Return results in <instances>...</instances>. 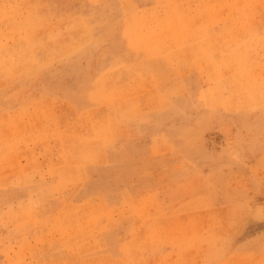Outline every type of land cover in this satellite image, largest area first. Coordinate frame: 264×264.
Wrapping results in <instances>:
<instances>
[{
    "label": "rangeland",
    "instance_id": "rangeland-1",
    "mask_svg": "<svg viewBox=\"0 0 264 264\" xmlns=\"http://www.w3.org/2000/svg\"><path fill=\"white\" fill-rule=\"evenodd\" d=\"M262 71L264 0H0V264H264Z\"/></svg>",
    "mask_w": 264,
    "mask_h": 264
},
{
    "label": "bare ground",
    "instance_id": "bare-ground-1",
    "mask_svg": "<svg viewBox=\"0 0 264 264\" xmlns=\"http://www.w3.org/2000/svg\"><path fill=\"white\" fill-rule=\"evenodd\" d=\"M17 2V1H16ZM26 5V4H25ZM30 5V4H29ZM184 6H185V4H184ZM18 7V6H17ZM202 11V10H201ZM157 15H159V14H157ZM179 20V19H178ZM170 21H168V24H171V23H169ZM172 22H173V19H172ZM59 23V22H58ZM246 23V22H245ZM240 24V23H239ZM19 25V24H18ZM49 25V24H48ZM176 25V24H175ZM174 25V26H175ZM169 27L170 26H168V30H169ZM259 27V26H258ZM22 29V28H21ZM171 29H172V27H171ZM170 29V30H171ZM12 30V29H11ZM18 30V29H17ZM36 30H37V28H36ZM41 30V29H40ZM164 30H166V29H164ZM168 30H166V32L165 33H167V31ZM170 30L168 31L169 33H170ZM238 30V29H237ZM42 31V30H41ZM50 31V30H49ZM239 31H241V30H239ZM43 32V31H42ZM174 32H176V27H174L172 30H171V33H173L174 34ZM232 32V31H231ZM45 33V32H44ZM170 33V34H171ZM186 33H187V31H186ZM36 34V33H35ZM168 34V33H167ZM166 34V35H167ZM169 34V35H170ZM239 34H241L240 32H239ZM40 35H41V33H40ZM177 35V34H176ZM33 36V35H32ZM35 36V35H34ZM40 37V36H39ZM176 37H178V35L176 36ZM237 37V36H236ZM236 37H235V39H236ZM6 38H9V36H6ZM13 38V37H12ZM232 38H233V36H232ZM238 38L240 39V38H242V36L241 37H239L238 36ZM244 38V37H243ZM261 39V38H260ZM259 39V40H260ZM32 40V39H31ZM21 41H23V40H21ZM34 41V40H33ZM45 41V40H44ZM58 41V40H57ZM156 41V40H155ZM190 41V40H189ZM46 42V41H45ZM262 42H263V40H262ZM24 43V42H23ZM232 43V42H231ZM235 43H236V41H235ZM46 45V44H45ZM35 48H37V47H35ZM234 51V50H233ZM33 53V52H32ZM27 54V53H26ZM218 54V53H217ZM215 55V54H214ZM210 61V60H209ZM30 66V65H29ZM6 67V66H5ZM24 68V67H23ZM256 69H258L257 67H256ZM237 70V69H236ZM254 70V69H253ZM29 71V70H28ZM120 72V71H119ZM228 72V71H227ZM260 72V71H259ZM263 72V71H262ZM110 73V72H109ZM108 73V75H110ZM114 73V72H113ZM250 73V72H249ZM252 73L254 74L255 72L254 71H252ZM264 73V72H263ZM3 74V73H2ZM119 74V73H118ZM130 74V73H129ZM115 75V74H114ZM231 75H232V73H231ZM246 75V74H245ZM252 75V74H251ZM263 76V75H262ZM11 77V76H10ZM13 77V76H12ZM131 77V76H130ZM134 78V77H133ZM109 79V78H108ZM245 79V78H244ZM264 80V79H263ZM235 84V83H234ZM145 85V84H144ZM231 85V84H230ZM242 85V84H241ZM97 86V85H96ZM236 87V86H235ZM240 87V86H239ZM139 88V87H138ZM217 88V87H216ZM241 88V87H240ZM235 89V88H233L232 86H230V89L231 90H229V92L231 91L232 92V94H234L236 97H242V96H244V90H243V88L242 89ZM140 89V88H139ZM229 89V88H228ZM248 89V88H247ZM134 90V89H133ZM128 92V91H127ZM126 92V93H127ZM218 92V91H217ZM125 93V92H124ZM130 93V92H129ZM227 94V93H226ZM98 101V100H97ZM107 103V102H106ZM137 110V109H136ZM34 114V113H33ZM35 115V114H34ZM94 117V116H93ZM99 118H101V117H99ZM18 119V118H17ZM20 119V118H19ZM75 124V123H74ZM6 126V125H5ZM38 126V125H37ZM6 127H8V126H6ZM74 129H76V128H74ZM3 130H6V129H3ZM7 131V130H6ZM77 132V131H76ZM6 133V132H5ZM108 133V132H107ZM106 133V134H107ZM11 137V136H10ZM20 147V146H19ZM60 149V148H59ZM63 162V161H62ZM60 163V162H59ZM55 164V163H54ZM63 164V163H62ZM5 176V175H4ZM15 181V180H14ZM16 182V181H15ZM53 189V188H52ZM54 192V191H53ZM147 208V207H146ZM114 212V211H113ZM202 219V218H201ZM213 219V218H212ZM218 219V218H217ZM220 220H222V219H220ZM219 222V221H218ZM217 224H215V226H216ZM170 226V225H169ZM191 226V225H190ZM196 226V225H195ZM211 226V225H210ZM226 226V225H225ZM189 227V226H188ZM223 228V227H222ZM172 229V228H171ZM216 229V228H215ZM223 230H224V228H223ZM26 231V230H25ZM203 231V230H202ZM201 231V232H202ZM184 232H185V230H184ZM187 232V231H186ZM218 232V231H217ZM220 232V231H219ZM29 233V232H28ZM211 233V232H210ZM224 233V232H223ZM142 234V233H141ZM180 234V233H179ZM187 234V233H186ZM212 234H214V232L212 233ZM216 234V233H215ZM219 234V233H218ZM210 235V234H209ZM213 236V235H212ZM25 237V236H24ZM181 238V237H180ZM195 241V240H194ZM44 242V241H43ZM199 242V241H198ZM168 244V243H167ZM201 245V244H200ZM184 246V245H183ZM202 246V245H201ZM187 247V246H186ZM205 247V246H204ZM201 248V247H200ZM203 248V247H202ZM21 250V249H20ZM37 251V250H36ZM23 252V251H22ZM205 253V252H204ZM190 254V253H189ZM188 254V255H189ZM187 255V256H188ZM200 255V254H199ZM198 257V256H197ZM219 258V257H218ZM221 258V257H220ZM210 261V260H209ZM138 262V261H137ZM139 264V263H138Z\"/></svg>",
    "mask_w": 264,
    "mask_h": 264
}]
</instances>
